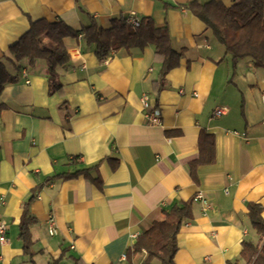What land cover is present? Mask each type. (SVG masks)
Segmentation results:
<instances>
[{
    "label": "crops",
    "instance_id": "0c3cea01",
    "mask_svg": "<svg viewBox=\"0 0 264 264\" xmlns=\"http://www.w3.org/2000/svg\"><path fill=\"white\" fill-rule=\"evenodd\" d=\"M190 1L0 0V58L30 20H62L79 31L63 39L70 62L59 92L49 94L42 59L31 67L22 60L21 80L0 92V223L8 238L0 243V264H143L145 251L128 263L126 249L164 210L189 198L192 217L179 228L175 264H245L242 241L259 242L248 205L259 203L264 219V67L225 54L205 25L177 6ZM129 11L167 27L172 47L184 50L159 93L161 60L153 46L98 61L80 32L91 18L109 28ZM217 106L226 111L214 116ZM153 108L159 124L148 121ZM200 131L212 135L215 159L198 165L193 179L190 164L204 145ZM81 169L87 175L46 181ZM39 184L28 204L29 256L19 238L22 204Z\"/></svg>",
    "mask_w": 264,
    "mask_h": 264
},
{
    "label": "trees",
    "instance_id": "16d2710c",
    "mask_svg": "<svg viewBox=\"0 0 264 264\" xmlns=\"http://www.w3.org/2000/svg\"><path fill=\"white\" fill-rule=\"evenodd\" d=\"M188 9L210 31L214 40L223 47L224 53L229 54L233 61L248 57L255 66L264 67V0H236L230 6L219 1L209 0L200 3L192 0L177 5ZM80 32L86 43L94 45V53L98 61H103L110 53L120 49L129 50L136 47L143 49L153 46L154 54L161 63L154 81L155 92L159 93L165 87V76L169 70L179 65L184 50H175L167 27H156L150 18L140 20L138 26L127 23L125 18H114L109 28H102L94 18ZM79 33L67 26L62 20L49 22L46 19L30 20L29 29L9 46L0 58V92L7 84L21 80L20 62L25 60L31 67L37 59L44 60L45 73L48 82V92L53 94L61 90L60 73L67 69L70 55L63 39ZM13 70V71H12ZM4 108L0 104V111ZM199 156L190 164V175L195 179V169L200 164H210L214 161V140L205 131L199 133ZM78 157H72L76 161ZM86 169L71 174H57L56 177L76 176L80 173L87 175ZM42 184L31 191V195L22 204L19 238L22 250L31 256L32 245L29 226L34 219L29 215L28 204L35 197ZM193 198L174 204L169 210H164V218L154 221L148 229L136 236L135 242L126 249L125 258L128 263L134 254L145 251L147 257L143 264H175L174 254L177 250V234L183 222L192 217ZM262 206L252 202L248 205L247 216L250 224L259 236V242L242 241L241 258L245 264H264V219L261 216ZM56 262V261H54ZM53 262V263H54ZM75 264H81L75 259ZM228 264H238L237 262Z\"/></svg>",
    "mask_w": 264,
    "mask_h": 264
},
{
    "label": "built area",
    "instance_id": "2783aa9c",
    "mask_svg": "<svg viewBox=\"0 0 264 264\" xmlns=\"http://www.w3.org/2000/svg\"><path fill=\"white\" fill-rule=\"evenodd\" d=\"M126 21L128 24L132 25V26H138L140 23V20L135 16V12L134 11H129L128 15L126 17ZM24 76L26 77V74H24ZM25 81L27 82V78L25 79ZM148 95L144 94L141 97L142 103L144 106H148ZM261 102L264 106V90L261 93ZM226 111V107L224 106H217L214 109L213 115L214 116H219L221 114H223ZM147 118L148 121L150 123H154V124H159L160 123V110L158 108H153L151 109L148 113H147ZM262 123L264 124V119L262 120ZM234 133L236 134L237 132L234 131ZM243 135V133H242ZM196 199L201 200L202 204L204 205V208L207 207V201L206 199H203L202 194L200 192L196 193L195 196ZM4 203V198L0 197V205ZM48 223V232L50 234H54L55 233V226H54V220L52 217H49L47 220ZM8 241V238L6 237V227L3 223H0V243H6Z\"/></svg>",
    "mask_w": 264,
    "mask_h": 264
}]
</instances>
